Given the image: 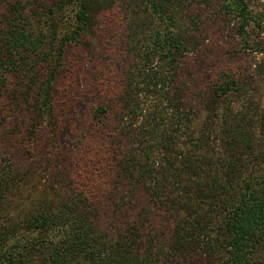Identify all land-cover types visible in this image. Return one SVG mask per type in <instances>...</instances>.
Returning <instances> with one entry per match:
<instances>
[{"label": "trees", "instance_id": "16d2710c", "mask_svg": "<svg viewBox=\"0 0 264 264\" xmlns=\"http://www.w3.org/2000/svg\"><path fill=\"white\" fill-rule=\"evenodd\" d=\"M67 1L65 7L75 5L76 20L61 37L52 23L65 9L59 11L56 2L47 14L33 15L30 0H11L8 11L4 9L0 19L1 148L17 140L16 129L24 132L27 141L45 129L54 130L53 91L65 50L88 31L89 17L103 12V8L93 11L88 0ZM147 2L162 16L163 24L174 21L177 25L162 5ZM227 10L247 44L249 29L260 27L258 18L246 0H230ZM126 28L132 40L127 42L129 48L145 50L141 56L150 68L165 62L173 67L184 56L186 48L173 28L157 32L154 39L142 28ZM104 34L107 38L109 31ZM139 36L138 45L133 41ZM176 68L162 80L154 75L133 86L127 75L120 85L107 86V93H115L101 102L94 116L104 145L98 152L85 150L88 161L76 170L83 178L78 181L81 186L64 191L58 211L44 207L28 221H11L3 211L9 203L3 209L2 205L12 177L0 162V264H183L193 257L211 264H264V110L244 104L236 111L228 106L219 111L218 143L223 150L221 159L213 160L214 151L204 147L208 139L195 137L186 128L191 118L183 111L188 108L183 103L189 85L186 79H176ZM232 72L229 64L220 71V96L241 89L244 81ZM261 72L264 75V67ZM139 87L144 98L157 91L155 105L143 107L146 100L141 99ZM139 117L142 122L133 130ZM184 145L191 152L183 153ZM107 177H113L122 191L117 189L112 198L103 194L99 205L95 204L90 194L103 185L107 190ZM137 191L149 197L154 217L169 218L167 226L150 225L148 216L147 227L141 230L142 208L130 220L118 223L130 212L126 194L135 196ZM108 202L114 215L106 213ZM106 221L110 222L104 227ZM116 222L122 227L111 235L108 230Z\"/></svg>", "mask_w": 264, "mask_h": 264}, {"label": "rangeland", "instance_id": "374dc122", "mask_svg": "<svg viewBox=\"0 0 264 264\" xmlns=\"http://www.w3.org/2000/svg\"><path fill=\"white\" fill-rule=\"evenodd\" d=\"M10 1L0 0L1 20L4 9L8 11L7 3ZM88 1L93 11L103 8V12L91 13L88 31L82 33L77 41L69 43L65 50L53 91L54 130L49 133L45 129L36 138L27 141L24 132L21 133L20 129H16V132L19 131L17 140L4 148L0 147L1 165L5 167L7 176L12 177V180H9L11 182L9 195L2 205L3 209L9 203L3 211L9 215L11 221L20 223L28 221L38 213V209H45L44 207L50 211H58L62 207L59 206L60 203L65 199L64 191L81 186L78 181L83 178L76 170L88 161L85 150L98 152L104 145L101 140L104 135L98 130V126L94 127L95 111L102 106V101L110 99L115 93H107V86L115 87L117 83L120 85L127 75L128 80H131L132 85L135 86L139 81L154 75L160 80L165 79L174 70V66H177L176 79H186L189 85V95L183 103L188 106L183 111H186L191 118L186 123V128L195 137L208 139L205 140L204 147L207 146L208 151H214L213 160L221 159V150H223L222 144L218 143L219 121L216 115L219 111L226 106L236 111L244 104H251L259 110H264V75L261 72L264 67V0H246L260 23V27L254 26L249 29L247 44L237 34L236 18L227 10L230 0H155L157 4L163 6L165 12L172 15L171 18L177 21V25L176 23L174 25V21L170 25L163 24L162 16L152 11L151 4L147 0H121V3L120 0ZM55 2L59 11L65 9L57 16L58 20L52 23L61 37L65 29L75 23L74 15L77 12L75 5L71 3L72 5L65 7L67 0H30V6L34 9L33 15L36 12L47 14ZM44 21L48 20L45 18ZM103 22L107 27L105 31ZM126 25L132 30L142 28L152 39L157 32L165 33V29L173 28L175 37L186 48L184 56L177 60V64L173 62V67L165 62L155 63L150 68L144 61V56H141L145 50L129 48L127 42L132 40L128 38L130 31ZM106 31H109L107 38L104 37ZM141 38L135 37L133 42L138 41L139 45ZM228 64L233 71L231 74L235 73L244 82L238 93L220 96L218 77L220 71ZM143 70L147 72L139 75ZM138 89L141 99L146 100L144 108L155 105L154 100L159 96V94L154 96L157 91L153 94L149 93V97L144 98L145 92L141 87ZM208 115L212 116L209 120H207ZM126 120L130 118L125 119V127L129 123L128 121L126 123ZM141 122L142 118L139 117L133 122L132 129L134 130ZM136 133L137 131L134 135ZM105 139L109 138L105 137ZM182 152H191L190 146L184 145ZM106 179L107 190H104L105 185H103L101 190L95 189L90 194V197L96 200L95 204L99 205L103 194L112 198L117 195V189L119 193L122 191L121 186L117 188L115 185L117 181L113 177ZM126 195L130 212L124 213L119 224L133 218L135 212L142 208L140 220L143 223L139 225L141 230L147 227L148 216H150V225L154 224L158 226L157 228L168 225L169 218L153 216L154 212L151 210L154 207L149 197L142 191H137L135 196ZM105 205H107L106 213H109V216L114 215L112 204L108 202ZM108 222L110 221L104 223V227H107ZM110 227L108 233L114 235L122 226H118L116 222ZM196 261L197 259L193 257L183 264H211L208 261Z\"/></svg>", "mask_w": 264, "mask_h": 264}]
</instances>
